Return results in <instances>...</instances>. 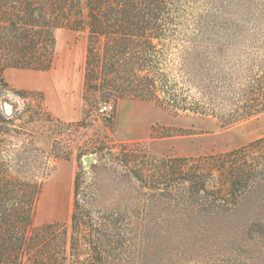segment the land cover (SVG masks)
Instances as JSON below:
<instances>
[{
    "label": "rangeland",
    "instance_id": "rangeland-1",
    "mask_svg": "<svg viewBox=\"0 0 264 264\" xmlns=\"http://www.w3.org/2000/svg\"><path fill=\"white\" fill-rule=\"evenodd\" d=\"M207 1L169 5L164 34L153 39L164 71L198 15L208 14ZM53 36L48 68L2 71L0 116L9 119L2 157L10 174L40 183L31 225H56L62 264H75L73 254L89 264H264V181L223 203L192 192L184 162L171 160L196 161L264 136V110L226 123L121 95L122 69L109 72L111 87L102 83L103 34L82 23ZM104 103L109 116L99 111ZM205 179L208 191L217 176Z\"/></svg>",
    "mask_w": 264,
    "mask_h": 264
},
{
    "label": "trees",
    "instance_id": "trees-1",
    "mask_svg": "<svg viewBox=\"0 0 264 264\" xmlns=\"http://www.w3.org/2000/svg\"><path fill=\"white\" fill-rule=\"evenodd\" d=\"M173 1L0 0V80L9 66L48 68L53 29L86 23L105 37L100 56L105 88L111 87L109 72L119 68L127 73L119 94L152 100L173 113L189 111L229 123L263 111L264 0L219 5L208 0V14L198 15L172 70L164 71L153 39L164 34L162 21L168 17L163 15ZM8 121L0 116V264H62L67 257L64 248L61 254L56 248V225H31L40 183L30 175L10 174L2 157ZM171 160L184 162L181 175L192 192L202 189L214 200L238 202L242 189L264 181V136L196 161ZM214 175L216 183L207 191L205 178ZM73 255L75 264L90 263Z\"/></svg>",
    "mask_w": 264,
    "mask_h": 264
},
{
    "label": "built area",
    "instance_id": "built-area-1",
    "mask_svg": "<svg viewBox=\"0 0 264 264\" xmlns=\"http://www.w3.org/2000/svg\"><path fill=\"white\" fill-rule=\"evenodd\" d=\"M99 111L109 116L110 113L112 112V105L109 103H104L99 107Z\"/></svg>",
    "mask_w": 264,
    "mask_h": 264
},
{
    "label": "water",
    "instance_id": "water-1",
    "mask_svg": "<svg viewBox=\"0 0 264 264\" xmlns=\"http://www.w3.org/2000/svg\"><path fill=\"white\" fill-rule=\"evenodd\" d=\"M8 109H7V107H6V111H7ZM87 165V164H86Z\"/></svg>",
    "mask_w": 264,
    "mask_h": 264
}]
</instances>
